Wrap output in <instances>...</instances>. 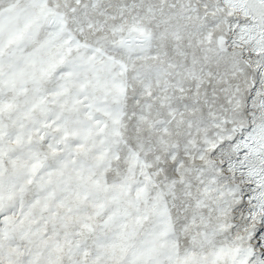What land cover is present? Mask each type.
Instances as JSON below:
<instances>
[{
	"label": "snow or ice",
	"instance_id": "snow-or-ice-1",
	"mask_svg": "<svg viewBox=\"0 0 264 264\" xmlns=\"http://www.w3.org/2000/svg\"><path fill=\"white\" fill-rule=\"evenodd\" d=\"M0 264H264V0H0Z\"/></svg>",
	"mask_w": 264,
	"mask_h": 264
}]
</instances>
